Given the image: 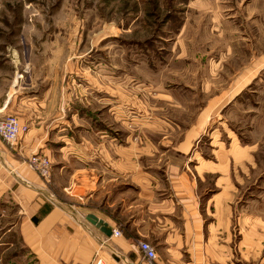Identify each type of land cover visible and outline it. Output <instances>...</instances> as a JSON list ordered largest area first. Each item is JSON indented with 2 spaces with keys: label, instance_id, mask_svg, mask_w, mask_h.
Masks as SVG:
<instances>
[{
  "label": "rangeland",
  "instance_id": "1",
  "mask_svg": "<svg viewBox=\"0 0 264 264\" xmlns=\"http://www.w3.org/2000/svg\"><path fill=\"white\" fill-rule=\"evenodd\" d=\"M263 25L264 0H0V59L51 79L52 136L69 125L76 143H133L163 176L180 165L264 264ZM10 208L0 264H33Z\"/></svg>",
  "mask_w": 264,
  "mask_h": 264
},
{
  "label": "crops",
  "instance_id": "2",
  "mask_svg": "<svg viewBox=\"0 0 264 264\" xmlns=\"http://www.w3.org/2000/svg\"><path fill=\"white\" fill-rule=\"evenodd\" d=\"M20 63L0 59V117L29 126L15 147L0 139V200L16 216L7 233L19 236L33 264H251L240 250L243 232L236 237L233 220L218 217V202L201 203L194 174L178 164L164 176L155 172L140 163L133 143L126 152L115 141L76 143L65 133L69 125L52 136L42 118L54 84L43 70L24 81ZM33 155L49 158L48 178L30 168ZM90 215L113 236L92 225ZM141 242L155 248L154 262L143 259Z\"/></svg>",
  "mask_w": 264,
  "mask_h": 264
},
{
  "label": "built area",
  "instance_id": "3",
  "mask_svg": "<svg viewBox=\"0 0 264 264\" xmlns=\"http://www.w3.org/2000/svg\"><path fill=\"white\" fill-rule=\"evenodd\" d=\"M29 131V126L22 123L18 117L13 115H8L5 117H0V139L10 145L15 147L21 137L27 134ZM30 168L38 173L44 178L50 176L51 162L49 158L44 155H33L29 159ZM119 235V233H117ZM140 250L143 259L152 263L157 259V252L155 248L147 242L140 243ZM93 264H105L102 259H97Z\"/></svg>",
  "mask_w": 264,
  "mask_h": 264
},
{
  "label": "water",
  "instance_id": "4",
  "mask_svg": "<svg viewBox=\"0 0 264 264\" xmlns=\"http://www.w3.org/2000/svg\"><path fill=\"white\" fill-rule=\"evenodd\" d=\"M88 221L94 225L97 229L102 231L107 237H111L114 234V230L105 221L99 219L95 215H90Z\"/></svg>",
  "mask_w": 264,
  "mask_h": 264
}]
</instances>
